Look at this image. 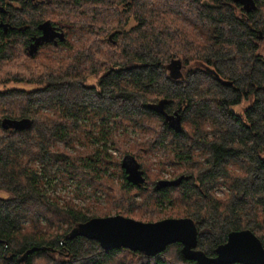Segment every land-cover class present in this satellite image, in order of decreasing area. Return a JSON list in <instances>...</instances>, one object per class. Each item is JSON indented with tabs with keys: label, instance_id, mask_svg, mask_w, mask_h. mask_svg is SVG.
Wrapping results in <instances>:
<instances>
[{
	"label": "trees",
	"instance_id": "trees-1",
	"mask_svg": "<svg viewBox=\"0 0 264 264\" xmlns=\"http://www.w3.org/2000/svg\"><path fill=\"white\" fill-rule=\"evenodd\" d=\"M16 1L0 0V84L41 87L0 93V264H197L178 243L149 257L72 237L100 216L50 196L55 176L109 191L117 216L192 219L207 257L232 232L264 246V0ZM46 26L61 38L33 42ZM167 166L179 185L158 186Z\"/></svg>",
	"mask_w": 264,
	"mask_h": 264
},
{
	"label": "water",
	"instance_id": "water-1",
	"mask_svg": "<svg viewBox=\"0 0 264 264\" xmlns=\"http://www.w3.org/2000/svg\"><path fill=\"white\" fill-rule=\"evenodd\" d=\"M173 67L174 63L169 66V70ZM181 69V63L176 64L174 70L178 72ZM206 70L210 71L209 68ZM122 169L129 183L135 186L145 184L141 166L134 158L124 157ZM181 181L182 177L174 181H161L158 186H177ZM71 236L95 240L105 251L129 249L154 257L162 253L168 245L178 243L183 246L185 259L198 264H264V246L249 230L230 233L227 242L217 248L216 257H207L196 249L198 231L193 220L189 218L158 222H142L123 216L94 218L75 228ZM27 255L28 253L21 256L19 262H25Z\"/></svg>",
	"mask_w": 264,
	"mask_h": 264
},
{
	"label": "rangeland",
	"instance_id": "rangeland-1",
	"mask_svg": "<svg viewBox=\"0 0 264 264\" xmlns=\"http://www.w3.org/2000/svg\"><path fill=\"white\" fill-rule=\"evenodd\" d=\"M6 3L14 6H18L16 4V0H4ZM205 1H211V0H205ZM262 54H264V50L260 51ZM98 79L92 78L88 81L89 85H96ZM41 86L34 85V84H28V83H18V82H11L8 84H0V93L11 91V90H22V91H34L39 89ZM248 106V102H243L240 106L234 108L237 114H241L243 109H245ZM128 139L133 141L134 139H139V137H134V133H131V131L128 132ZM99 143L97 142L96 145ZM109 146V154L112 155L114 159H120L122 160L124 158V155H122V152L120 150H117L115 148H112L111 143H108ZM80 148L82 146L80 145ZM83 151V149H80ZM108 151V150H107ZM77 153V152H76ZM164 155L161 152H157L152 156V161L154 162L152 171L157 172V164L160 158H162ZM175 167L173 166H167L164 171H162V178L170 180V177L175 172ZM120 168H118L116 165H112L110 169L108 170L107 175H110V177H113L116 179L115 182H118L121 180L120 178ZM45 188L46 191L50 196H53L54 198L58 199L60 204H64L66 201L72 199L73 202L77 205V207H82L83 210H88V215H98L100 217L98 218H104V217H113L117 216L116 213L113 211L112 213H108V193L104 189L95 190L91 186H88L85 183H82L78 179H67L66 182L63 183L61 176H55L48 181L45 182ZM225 190L224 186H219L217 188V195L219 197L223 196V191ZM0 196L2 194L0 193ZM150 216L146 215L144 217V221L146 222ZM154 219H156L157 216H153ZM162 221V220H161ZM155 222H158L157 219Z\"/></svg>",
	"mask_w": 264,
	"mask_h": 264
},
{
	"label": "flooded vegetation",
	"instance_id": "flooded-vegetation-1",
	"mask_svg": "<svg viewBox=\"0 0 264 264\" xmlns=\"http://www.w3.org/2000/svg\"><path fill=\"white\" fill-rule=\"evenodd\" d=\"M35 0H25V2H34ZM16 4L19 5V2H16ZM43 31L41 33H38L37 35L32 36L33 42H46L47 40H59L61 38L60 31L56 27H50L46 26L42 29ZM46 40V41H45ZM184 68V67H183ZM185 69V68H184ZM182 69L178 72H176L173 68L170 69L169 73L172 77L177 78V76L181 73Z\"/></svg>",
	"mask_w": 264,
	"mask_h": 264
},
{
	"label": "bare ground",
	"instance_id": "bare-ground-1",
	"mask_svg": "<svg viewBox=\"0 0 264 264\" xmlns=\"http://www.w3.org/2000/svg\"><path fill=\"white\" fill-rule=\"evenodd\" d=\"M171 180V179H170ZM172 181V180H171ZM29 255V254H28ZM196 262V261H195ZM197 263V262H196ZM198 264V263H197Z\"/></svg>",
	"mask_w": 264,
	"mask_h": 264
}]
</instances>
